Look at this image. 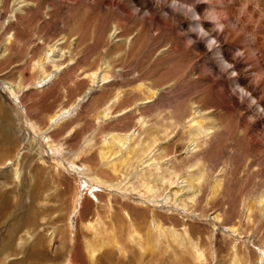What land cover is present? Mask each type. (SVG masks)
Wrapping results in <instances>:
<instances>
[{"label":"rangeland","instance_id":"obj_1","mask_svg":"<svg viewBox=\"0 0 264 264\" xmlns=\"http://www.w3.org/2000/svg\"><path fill=\"white\" fill-rule=\"evenodd\" d=\"M48 1L55 5L53 16L36 11L30 14L35 22L31 21L32 18L29 21L23 19L22 24L15 25L12 33H17V39L14 41L33 43L29 47L28 56L20 57L27 60L32 54H41L47 47L48 41L53 44L59 40L57 42L59 47L70 46V44L72 47L65 49L62 60L74 58L73 65L81 64L80 70L89 69L90 66L96 67L95 65L102 63L101 58L106 57L109 50L128 40L127 47L131 45L130 54L114 53L118 59L110 67L113 80L106 85L107 89H102L101 94L110 95L117 88L126 90L122 94V99L125 98L123 106L126 107L135 103L137 99H141L142 93L133 90L140 81L148 86L156 85L160 88L155 101L138 107V115L136 112H128L125 115L114 116L107 125H114L113 127L118 130L134 128L141 113L146 121L148 120V125L169 126L172 134L168 143L163 145L167 154L163 161L164 164L172 161L179 162L187 155V153L183 154L187 145L182 141L187 130V127L184 128L186 121L194 112L197 103L210 108L207 112L204 110V116H207L206 120L212 115L215 116L219 126L217 125L215 133L211 134L210 142L206 145L208 147H200L194 157L202 158L203 166H207L206 169L210 174L209 181L225 168L226 174L222 177L225 182V192L223 191V195L218 200L221 205L202 207L204 204L201 202L197 209L181 211L175 207L176 205L166 203L164 194L160 196L159 201L154 202L148 200V195H142V192L140 195L136 189L134 192L132 186L128 187V190H122L89 182L92 191H95L97 196L105 198L101 204L100 200L87 191L86 178L77 175L73 169V167L81 168L87 165L86 161H88L81 157L72 162L74 154L77 155L75 148L80 147L79 128L75 136L67 139H62L66 127L61 126L55 130L52 143L60 139L67 142V146H61L58 151L50 146L51 149L48 141L46 147L43 143L41 145L39 139L46 141L42 136H39L40 138L34 136L35 140L30 146L26 148L25 145L31 135L30 128L27 129L29 127L27 121L33 120L41 126L47 114L54 108H58L60 104L66 103L67 94L71 96L83 89L85 85L80 84L78 90H72L69 88V77L62 70L58 73L57 82L53 81L50 84L52 86L49 85L48 88L41 90L30 88L19 96L13 97L9 91L8 80L14 78L21 80L19 71L23 66L27 67V64L20 65L21 68L13 65L14 71L11 69L8 75H13V72L15 74L8 77V80L7 75L5 76L7 72L0 73V104L15 122L14 127L0 123V130L10 132L14 136L18 135L16 144L19 145H14V150L18 149L21 153L19 160L18 153L13 162L0 166V171H6V174L0 176V197L9 199V202L0 208V239L6 237L10 231L16 232L11 240L12 245L7 249L10 258L6 260V264H45L46 261L48 264H64V258L59 255L63 253L65 247L59 238V230L55 228L67 227V216L72 210L71 203L75 187L77 193L80 191L77 194L78 199L82 197V202L86 198L92 201L95 214L101 213L106 221L111 220L105 216V211L110 205L109 200H111L110 206L119 211L123 217H126L125 212L129 213L135 223H140L142 227L144 225L143 228L151 224L152 215L156 213L164 227L172 224L177 231L185 235L186 248L179 247L177 240L171 236L168 240L161 238L158 243H155L157 247L154 251L148 250L145 253L143 257L145 264H230L234 235L229 234L228 230L231 228L229 225L215 221L213 213L216 208L225 209L226 207L229 212L228 220L234 221V218H239L238 216L243 214L241 205L243 199L250 192L261 191L264 187V109L257 103V100L264 103V72L260 76V82H257L259 77H256L253 66L254 58L258 56L257 61L264 68V0H180L192 4L195 8L198 7L201 19L212 22L215 25V31L222 34L220 41H213L212 44L207 39L208 35L201 30L199 19L191 14V8L186 9L184 4L174 0ZM10 3L9 9L0 11V24L3 26L2 28L0 26V35L3 34L0 48L9 36L4 26L9 22H16L15 17L11 18L15 13L13 12L14 0H10ZM141 4H145L143 9ZM115 23L120 24V28L114 36H110L111 31H115ZM78 24L81 30L80 27L76 28ZM95 29L98 32H96V38ZM95 39H97L96 44ZM254 44L255 51H252L249 47ZM23 45L26 44L23 43ZM133 46L135 49H132ZM220 47L223 50H231V54L243 63L241 74L247 76L248 80L245 84L255 89L256 99H253L250 93L241 91L242 89L235 84L233 79L237 74L232 72V66H226V63L220 61V54H217ZM75 48L78 51L77 54L71 53V50ZM23 54L25 55L26 52H21V55ZM57 54L58 51H56ZM56 59H60L59 56ZM24 76L27 80H31L32 70L25 68ZM39 100L41 102L38 107ZM120 108L121 106L114 111ZM156 119L157 121H154ZM209 120L205 121L207 125H211ZM173 121L175 124H171ZM88 125L84 123L85 128ZM99 138L100 135L96 136V139ZM54 152H58L60 156ZM95 152L92 150L88 156L93 158ZM23 159L24 162H22ZM29 162L32 163L31 167H27L26 163ZM88 164H92V161H88ZM182 173L185 174V172ZM33 174L34 176L37 174L35 179ZM133 180L134 176L127 181L132 183L138 181ZM130 182L127 186L131 184ZM124 184L125 182L121 185ZM207 186L208 184L206 189H208ZM32 193L39 195L36 203L32 201ZM223 199H226V203L221 202ZM80 206L82 204L79 203L74 208L73 214L76 218L79 217ZM33 209L39 214L37 226L29 222L30 213H32L30 210L33 211ZM21 221H24L23 225L19 224ZM255 221L258 224L259 220L255 219ZM185 229L191 233L193 239L199 240L202 248L206 250L207 257L203 260L198 261L193 257V248L185 234ZM52 234L54 239L50 242ZM37 237H40L42 247L47 252L45 260L31 255V249ZM243 240L246 241L245 245L250 246L255 253L263 255L258 249L264 250V236L257 237L254 242L246 239L237 241ZM131 245L134 246L133 243ZM76 252L77 264H88L83 254L82 243L78 244ZM135 253L134 250L131 257H136ZM182 254L184 256L181 257ZM253 255L257 257L256 254Z\"/></svg>","mask_w":264,"mask_h":264},{"label":"bare ground","instance_id":"obj_2","mask_svg":"<svg viewBox=\"0 0 264 264\" xmlns=\"http://www.w3.org/2000/svg\"><path fill=\"white\" fill-rule=\"evenodd\" d=\"M174 1L182 5L184 4L186 9L191 8V14L195 15V17L199 19L200 28L208 35L209 38L207 39L211 44L213 41H220L222 34L215 31V25L212 22L203 21V19H201V12L199 13L197 10L198 7L195 8L192 4L185 3L180 0ZM10 4V0H0V11L6 8L9 9ZM14 4L13 12L15 13L11 18L13 19L15 17L16 22H9L4 26L6 27V34L9 36H6L7 38L4 40L3 46L0 48V73L7 72L5 76L7 75L6 78L8 80V77H12L15 74L13 72V75H8L10 73L9 71H12L11 69H13L12 66L17 65L21 68L20 65L25 63L27 64V67L32 70L33 76L31 80H27L24 76L25 68L27 67L23 66V68L19 71L20 76H22L21 80L20 78L8 80L9 91L12 93L13 97L19 96L21 93L30 88H37L40 90L45 87L48 88L53 81H56L58 73L62 70L68 75L65 76L69 77V88L72 90H78V86L80 84L85 85L83 89L75 94L73 93L71 96L68 94L66 96L64 95L65 97H68V99L66 98V103L64 102L63 104H60L58 108H54L49 114H47L46 120L43 124H41V126H38V124L33 122V120L27 121V125H29L27 129L30 128L31 135L25 144L26 148L28 145L30 146L33 140H35L34 136L36 138H40L39 136H42L46 141L42 138L39 139L41 145L44 144V147H46V142L48 141V146H51L58 151L61 146H67V142L65 143L62 139H67L68 137H72L74 134H77L79 128L78 133L80 136L78 141L80 147L78 146L79 148H75L74 151L77 155L74 154L75 157L72 159V162H75L82 157L88 161H92V164H88V161H86L87 165H84L81 168L73 167V169L77 175L86 178V182L88 183L87 191L92 193V195L96 199L100 200V202L105 200V198L97 196L95 191H92L90 183H97L100 186H109L111 188H121L122 190H128V187L132 186L134 188V192L136 189L140 192V195L142 192V195H148L149 199H146L154 202L159 201L160 196L164 194L166 198L165 202L176 205L175 207L181 211H187V209H197L201 202L204 204L202 207H215L220 204L218 203V200H220V197L223 195V191L225 192V182L222 178L223 175L226 174L225 168L220 170V173L218 174L220 176L216 175L211 181H209L208 179H210V174L206 169L207 166L205 163V166H203L202 158H197V156L196 158L194 157L197 154L196 151H198L200 147H204L209 144L211 134L215 133L217 125L219 126L218 119L213 115L212 117H208L211 120V125L206 124L205 121H208L209 119L206 120L207 116L205 117L203 112L204 110L207 112L210 108H206L204 105L197 103L194 112L186 121V125H184V128L187 127V130L182 141L185 142L187 147L183 154L187 153V155L179 162L172 161L164 164L163 159L167 157V154L163 145L168 143L167 141H169V137L172 134L168 128L169 126L148 125V120L146 121V118L141 113L139 114L140 116L138 117L137 124L134 128L132 127L126 130H118L116 127H113L114 125H107V123L111 122V119H113L114 116L125 115L128 112H136V115H138V107L141 104L143 105L148 102L155 101V98L158 95V88H160L156 85L148 86L144 82L140 81L134 86L133 90L142 93V97L140 96L141 99H137L136 102L134 101L135 103L126 107L123 106L125 98L122 99V94L126 92V90L124 91L121 88H117L111 94L109 92L110 95H107V93L104 95L101 94L102 89H105L107 87L106 85L113 80L112 70L110 67L113 62L118 59L114 56V53L117 54L118 52H121L122 54H130L131 45L127 47L128 40L117 47L114 46L116 47H113L114 49H108L109 51L106 57L103 56V58H101L102 63H98L95 65L96 67L90 66L89 69L82 68V70H80L81 64L77 66L73 65L74 58H70L67 61L62 60L65 49L68 47L70 49L72 47L71 44L70 46L64 45L59 47L57 44L59 40L55 41L53 44L48 41L47 47L45 46L46 48L41 54H32L31 57H28L26 60L24 58L26 55L28 56L29 47L33 43L27 44V42H20V40L15 42L14 40L17 39V33H12L13 29L16 27L15 25L19 23L22 24L23 19H27L29 21V19L33 17L30 14L36 11L43 14H51L53 16L55 5L48 0H14ZM141 5V9H143L145 4ZM137 8L140 7L137 6ZM34 18H36V16H34ZM32 20L34 21L33 18L31 21ZM119 25L120 24L115 23V31H111L110 36H114L117 33L120 28ZM220 25L222 26L221 22ZM0 26L1 28L3 27L2 24H0ZM79 27L80 24H78L76 28L79 29ZM96 32L97 30L95 29V38L98 33ZM252 34L254 35V33ZM2 36L0 35V40H2ZM250 42L253 43L251 40ZM23 43L26 45H23ZM94 43H97V39H95ZM254 46L255 44L253 46L250 45L249 48L252 49V51H255ZM132 49H135V47ZM56 51H58L57 55ZM246 51L247 54H249V51ZM21 52H26V54L21 55ZM77 52L76 48L71 50V53L77 54ZM218 53L220 54V61L222 63L227 62L226 66H232V72L237 74L233 79L235 84L242 89L241 91L250 93L251 97L256 99L257 95L255 89L251 85L245 84V81L248 79H246L247 76L245 77L241 74L243 63L240 59H237L236 56L231 54V50H223L221 47L219 51H217V54ZM20 56H23L24 58H21ZM58 56L60 59H56ZM3 57L4 59H2ZM257 58L258 56L254 58L255 60L253 66L254 71L256 72V77H259L257 82H260V76L264 72V68L261 67V63L257 61ZM71 86H73V88ZM67 92L69 93V91ZM127 100L128 98L126 101ZM40 102L41 100L38 101V107L40 106ZM257 103L264 109L263 102L261 103L257 100ZM119 106H121L120 110L114 111ZM154 121H157V119ZM0 123L1 125L7 124L9 127H14L15 125L14 120H11L10 115L1 104ZM84 123L89 124L87 126L88 128H85ZM171 124H175V121ZM8 126H5V128H8ZM61 126L67 128L62 135V139L56 140V142L52 143L55 137V130ZM98 135H100V138L96 139V136ZM49 136H51V139H49ZM17 137L18 135L14 136L10 132L6 133L5 130H0V166L13 162L17 157L19 151L18 149L14 150V145L18 144H16ZM207 147L208 146H206V148ZM92 150L96 151L93 158L91 155V157L88 156ZM54 153L59 155L58 152ZM18 156L19 158L17 159L19 160L21 153H19ZM193 157L195 158L194 161ZM22 162H24V159ZM31 162L26 163L27 167L32 166ZM182 172H185V174ZM221 173L224 174L221 175ZM4 174H6V171H0V176ZM133 176L134 180H138L137 182L135 181L132 183V181H127ZM36 177L37 174L36 176L33 174V178L35 179ZM124 182L125 184L121 185ZM129 182L131 184L127 186ZM207 184L208 189H206ZM74 189L75 192L73 191L74 195L72 196L71 203L72 210L70 215L67 216V227L55 228V230H59V238L65 247L63 253L59 255L64 258V264H77L78 256L76 247L79 243H82L83 245V254L88 264H145L143 258L145 253L148 250L154 251L157 247L155 243H158L161 238L162 240H168L170 236L177 240L180 245L179 247H187V239L185 238V235L182 232L177 231L172 224L171 226L164 227L162 224L163 222L157 218L156 213L153 214L152 212L153 215L151 224H149L148 227L143 228L144 225L142 227L140 223H135L132 218H130L129 213L125 212L126 217H123L119 211L110 206L112 201L109 200L110 205L108 206L106 204L108 208L105 211V216L111 220L106 221L105 218L102 217L101 213L95 214V206L92 205V201L87 200L86 198L82 202V197H80V199L77 197V194L80 191L77 193V188L75 187ZM38 198L39 195L37 193H32L33 202L36 203ZM225 200L223 199L221 202L226 203ZM8 202V198L0 197V208ZM79 203L80 205L82 204V206H80L78 211L79 217L76 218V215L73 214V212L75 211L74 208H76ZM241 203L244 211L243 214L240 215L241 217L238 216L241 218L240 220H237L239 218H234V221H229L227 217L229 212L226 210V207L225 209L216 208L213 213V217L216 222L229 225L231 227V231L229 229L228 232L230 235H234V238L232 239L234 244L231 248L232 252L230 253V264H262L264 263V250L259 248L258 250L261 251L263 255L257 254V252L255 253L250 246L245 245V240L242 242L237 240L246 239L247 241L254 242L257 240V237L259 238L261 235L264 236V187L261 191L250 192ZM30 212L32 213H30L31 216L29 217V222L37 226L39 214L34 209L33 211L30 210ZM118 215L121 217H114ZM255 219L259 220L258 224H256L257 221H255ZM19 224L23 225L24 221L19 222ZM252 229H255V232L252 231ZM15 234V231H10L7 233L6 237L0 239V260H2L0 261V264H6V260L10 258V253H7V249L8 247L10 248V245H12L11 240ZM185 234L187 235L193 248V257L198 261L206 258V250L202 248L199 240L196 241L193 239L191 237V233L187 229H185ZM53 239L54 237L52 234L50 242ZM41 241L40 237H37L36 242L32 246L31 255L33 254V257L45 260L47 252L44 251ZM131 243H133V247ZM171 244L172 243L170 242L169 245L171 246ZM134 250L136 252V257L133 258L131 257V254ZM186 252L189 253L190 251ZM253 254H256L257 257H253ZM182 256L184 255L182 254L181 257ZM45 264H48V261H46Z\"/></svg>","mask_w":264,"mask_h":264},{"label":"clouds","instance_id":"obj_3","mask_svg":"<svg viewBox=\"0 0 264 264\" xmlns=\"http://www.w3.org/2000/svg\"><path fill=\"white\" fill-rule=\"evenodd\" d=\"M207 46V45H206ZM227 63V62H226Z\"/></svg>","mask_w":264,"mask_h":264}]
</instances>
